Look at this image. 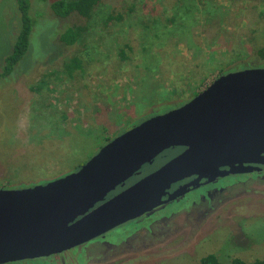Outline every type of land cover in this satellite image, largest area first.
<instances>
[{
	"label": "rangeland",
	"instance_id": "1",
	"mask_svg": "<svg viewBox=\"0 0 264 264\" xmlns=\"http://www.w3.org/2000/svg\"><path fill=\"white\" fill-rule=\"evenodd\" d=\"M178 1L103 0L96 15L124 14L133 5L139 18L129 17L107 30L95 27L83 43L73 47L55 38L72 27L73 21H58L47 5H36L38 21L43 23L33 35L29 57L19 64L20 72L27 70V75L14 82L0 81V188L27 189L76 173L120 135L192 100L193 94L187 92L193 87L196 96L222 72L263 67L252 54L245 57L235 52L221 60L220 50L214 58V51L207 54V49H217L216 43L227 39L240 43L238 37L264 44V0H219L222 20L219 15L213 23H197L189 16L185 37L170 42L169 37L160 40L151 33L150 38H155L151 41L143 27L146 17L162 18L164 10L173 14L193 11L188 9L189 2L173 10ZM18 20L14 0H0V69L13 48ZM157 27L158 32H166L165 24ZM75 57L81 60V71L70 77L57 72ZM228 58L233 59L228 62ZM47 76H52L50 82L43 81ZM164 163L158 159L142 168V174ZM221 182L215 185L221 189L212 200L201 202V193H196L182 205L169 206L157 219L146 220L143 229L130 224L108 233L104 248L122 249L126 244L122 241L137 233L139 239L127 247L138 252L147 247L149 252L122 264H200L210 254L221 264L233 259L264 260V174L246 176L242 184L231 179ZM99 253L92 252L87 263L115 264L99 263Z\"/></svg>",
	"mask_w": 264,
	"mask_h": 264
},
{
	"label": "water",
	"instance_id": "2",
	"mask_svg": "<svg viewBox=\"0 0 264 264\" xmlns=\"http://www.w3.org/2000/svg\"><path fill=\"white\" fill-rule=\"evenodd\" d=\"M177 148L185 151L110 197ZM252 164L264 166V68L221 76L183 107L108 143L76 173L27 189H1L0 264L79 248L185 196L187 186L168 194L184 179L198 176L210 183L253 173Z\"/></svg>",
	"mask_w": 264,
	"mask_h": 264
},
{
	"label": "trees",
	"instance_id": "3",
	"mask_svg": "<svg viewBox=\"0 0 264 264\" xmlns=\"http://www.w3.org/2000/svg\"><path fill=\"white\" fill-rule=\"evenodd\" d=\"M102 1L103 0H14L16 6V12L19 18L18 33L13 42V46H12L13 48L10 51V54L6 56L3 61L2 67L0 69V81L11 80L10 82H14V81H18L20 78L27 75V70L23 73L20 72L19 64L24 59L29 57L30 48L34 45L33 35H35L37 30H39L40 25H42L43 23L42 21L40 24L38 21L40 14L37 12L35 13L37 4L43 6L47 5L50 10V13L52 14V17L58 19V21L67 22V23L69 21H73L72 27L68 28L62 34L57 35L56 33V37H55L58 38L59 44L69 47H73L80 43H83L82 40L86 38L91 33V31L94 30L95 27L100 26L102 29L107 30L109 27H113L117 24L119 25L121 23L122 24L125 23L129 17H136V19L139 18L138 11H136L133 5L129 6L124 14L113 12L108 14L106 17L96 15L95 14L96 10L100 8ZM218 1L219 0H187L185 2L184 0L182 1L179 0L174 6L173 10L177 8H183L185 5H188L189 2L191 6L188 9L190 10L193 9V11L192 12L185 11L182 14H173L171 11L164 10L165 15H162L161 16L162 18H156L152 15H149L148 17H146V21L143 23L145 34L151 41H155V38H150L149 35H152L151 33H153L154 36L160 40L162 38L167 39L169 37L171 40L170 42L176 40L178 36L185 37L188 34L186 25L188 21L187 18L189 16H192L193 20L195 22L197 21V23H199L200 20L201 21L206 20L207 21L206 24H208L209 22L213 23L216 20V17H218L219 15L222 16V18L220 16L218 17L221 18L220 20L224 18V14L220 13V11H222V8L217 5ZM179 3L180 5H178ZM196 13H198V15ZM158 24H165L166 32L164 33L158 32V27H157ZM220 28L224 29L223 31H228L226 27L222 26ZM54 29L56 32L55 26ZM207 29L208 27L203 30L204 34L208 32ZM224 34L226 33L222 32L223 38L225 37ZM238 40H241L240 43L228 39L223 41L221 44L216 43L215 46L219 45V48L217 49L215 47L209 46V48L207 49L208 52L207 54H209L210 50H213L215 54L214 58H216L217 50H220V53L222 54L218 57L221 60L225 59V57H231L237 52L244 54L245 57H247L249 54H252L257 56L259 60L263 62V67H259V68H264V44H260V45L252 44L248 42V40L243 39L242 41V38L240 37H238ZM58 41L56 40L57 45H58ZM127 48L130 49L128 45ZM120 59H122L123 62L127 60L124 51L120 52ZM230 59L233 58H228V62L230 61ZM40 62L41 61L36 62V67ZM248 69L250 68H244L241 71ZM77 70L78 71L82 70V64L80 58L75 57L71 59L69 62L65 63L63 65V69L57 72L61 75L70 77ZM58 73H56L55 75H58ZM227 73L229 72H222L220 76L226 75ZM51 77L52 76H47L45 79H43V81L50 82L49 79H51ZM54 78L56 77L53 76V79ZM203 80L204 79H202V81ZM195 89L196 88L193 87L192 89L193 91L192 92L189 91L187 92V94L189 95L193 94L192 96L194 97ZM32 92H34V88H32ZM170 110L172 111L173 109ZM181 151H182L181 148L168 150L163 154H161L159 157H157L152 164L146 165V167L152 166L156 161H158V159H164L166 163L171 159H173L174 157H176L177 154H179ZM122 189L123 187L119 188L117 192H120ZM200 264H221V263L216 255L210 254L203 257L200 260ZM230 264H264V260H257L252 263H246L241 259H233V261Z\"/></svg>",
	"mask_w": 264,
	"mask_h": 264
},
{
	"label": "flooded vegetation",
	"instance_id": "4",
	"mask_svg": "<svg viewBox=\"0 0 264 264\" xmlns=\"http://www.w3.org/2000/svg\"><path fill=\"white\" fill-rule=\"evenodd\" d=\"M235 72H237V71H235ZM230 73H234V72H229L226 75H228ZM223 76H225V75H223ZM220 77L221 76H219L217 79H219ZM198 95L194 96L193 99H195ZM192 100H190L189 102H191ZM189 102H187L186 104H188ZM186 104H184V105H186ZM183 106H181V107H183ZM173 110H175V109H173ZM183 151H185V149H182V151L179 154H177V156L180 155ZM166 163H164L163 165H165ZM245 166H249V165H245ZM237 167L238 166H236V167H226V168L220 169V171L221 172H225V171L228 172L232 168H235L236 169ZM250 167H251L250 170H255L253 173H249V174H235V175H231V176H228V177H225V178H217V179H214V181L213 182H210V183L208 182L207 179H202V180L198 181V176H192L190 178L184 179L183 181H180L179 183L175 184L171 188V190L169 191L168 194L169 195H172L174 192H176L179 189H182L183 187H186L187 186L188 187L187 190H190V191L185 196L179 198L177 201H174V202H172V203H170L168 205H165V206H162V207H159V208L155 209L154 210L155 214L153 215V218L152 217H148L147 218L146 215H145V216H143V217H141V218H139V219H137L135 221H132L130 223H127V224H125V225H123V226H121L119 228H122V227H124L126 225L133 224V225H136V226L140 225L141 226V229H143L142 226L145 224L144 222L146 220H149V219H157V217L160 216L163 211L165 212L169 206H172V205L173 206H176L178 204L179 205H182L183 203L188 202V200H190V196H192V195H194L196 193H201L200 196H199L201 202L202 201L204 202V201H207V200H209V201L212 200L214 194L217 193V192H219V190L221 189V188H216L215 185L216 184H219V183H223L221 181H225V180L231 179V180H235V181L239 182L240 184H242V179L244 177H246V176H250V175H255L256 176L257 175V177H259V176H261V175L264 174V166L263 165L252 164ZM238 169H239V167H238ZM149 174H146V175H143L142 176V171H140L139 172V175L136 176L131 181H129L128 183H126V185L123 187V189L120 192H122L126 188L132 186L133 184L137 183L138 181H140L142 178H144L145 176H147ZM192 183H194V187H193V185H191ZM119 188H121V187H119ZM1 189H3V188H0V190ZM118 189L113 194H111L110 197H113L114 195L120 193V192H117ZM4 190H11V189L10 188L9 189H5L4 188ZM187 190H185V191H187ZM223 190L224 189H222V191ZM204 193H205V195H204ZM168 198H169V196L167 195L166 197L163 198V200H167ZM163 218H164V215H163ZM137 231L138 230H136L135 232H137ZM107 235L108 234H106L105 236H102V237H100V238H98L96 240H93L90 243H87V244H85V245H83V246H81L79 248L73 249L71 251H67V252L62 253V254L57 255V256L43 258V259H38V260L23 261V262H18V263H9V264H30V263H35V262L38 263V264H56V263L57 264H88L87 263V258L89 257V255L92 252H94L96 250H98L100 252L97 255L98 258H99V261H100L99 263H101V262L102 263H104V262L105 263L114 262L115 264H122L123 262L124 263H127L128 261L130 262L134 258L135 259H139V257H141V255H142V252H145L147 254L149 252L147 250V247H145V251H143L144 249L143 250H140L139 251V252H141L140 254H139L138 251H134L131 246L130 247H127V245L130 244V241H134V240L139 239L138 238L139 236L138 237H135L137 235V233L132 234L125 241H122V242H124L126 244L120 242V244H124V246H123L122 249L116 250L115 246H110V247H105L106 250H103V249H105L104 248V245H107V243H105V240L107 238ZM126 247L129 250H123ZM106 251H108V252L110 251L112 254H109L108 255L107 254L108 252H106ZM89 264H91V263H89Z\"/></svg>",
	"mask_w": 264,
	"mask_h": 264
}]
</instances>
